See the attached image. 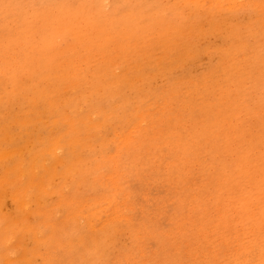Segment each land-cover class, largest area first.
I'll use <instances>...</instances> for the list:
<instances>
[{
	"label": "rangeland",
	"instance_id": "374dc122",
	"mask_svg": "<svg viewBox=\"0 0 264 264\" xmlns=\"http://www.w3.org/2000/svg\"><path fill=\"white\" fill-rule=\"evenodd\" d=\"M0 26V152L24 151L22 167L28 173L34 165L42 175L55 162L46 152L51 137H60L55 151L65 162L78 153L90 168L96 157L114 155L120 139L115 135L130 128L137 139L121 148V176L114 181L121 191L116 199L127 195V206L103 232L92 231L82 215L65 222L70 207L57 203L63 191H75L88 204L92 196L109 194L111 161L100 164L95 181L92 171L78 185V172L68 179L59 165L56 175H44L51 193L27 188L32 190L24 211L36 208L39 195L50 206V221L63 225V249L52 251L57 264H83L75 252L93 246V235L104 247V259L94 264H259L264 258V0H0ZM69 119L83 147L71 145ZM14 153L0 160V185L5 184L0 189L12 190L5 182L12 173L4 171L20 160ZM6 193L0 220L16 219L15 227V203ZM27 214L29 221L34 212ZM33 221L49 232L44 214L36 213ZM28 236L22 240L27 252L38 246ZM17 243L16 252H9L15 264H40L38 255L31 262L23 258Z\"/></svg>",
	"mask_w": 264,
	"mask_h": 264
},
{
	"label": "bare ground",
	"instance_id": "6f19581e",
	"mask_svg": "<svg viewBox=\"0 0 264 264\" xmlns=\"http://www.w3.org/2000/svg\"><path fill=\"white\" fill-rule=\"evenodd\" d=\"M28 1V0H27ZM43 1V0H42ZM214 1V0H213ZM24 2V1H23ZM38 3H39V1H37ZM45 2V1H44ZM43 2V3H44ZM38 3H36V4H38ZM250 3V2H249ZM23 4H25V2L23 3ZM53 4V3H52ZM66 4V3H65ZM231 4V3H230ZM19 5H20V3H19ZM62 5V4H61ZM257 5V4H256ZM12 6V5H11ZM17 6V5H16ZM36 6V5H35ZM37 6H41V5H37ZM223 6H225V5H223ZM229 6V5H228ZM254 6V5H253ZM42 7H44V6H42ZM115 7V6H114ZM227 7V6H226ZM45 8V7H44ZM103 8V7H102ZM19 9H20V7H19ZM4 10V9H3ZM28 10H29V8H28ZM116 10V9H115ZM25 11V10H24ZM31 11V10H30ZM45 11V10H44ZM3 12V11H2ZM18 12V11H17ZM29 12V11H28ZM24 13V12H23ZM22 13V14H23ZM26 13V12H25ZM53 13V12H52ZM17 14V13H16ZM20 14V13H19ZM28 14V13H27ZM115 14V13H114ZM128 14H129V12H128ZM11 15V14H10ZM25 15V14H24ZM4 16V15H3ZM36 16H37V14H36ZM15 17H17L18 18V15L16 16L15 15ZM38 17H39V14H38ZM42 17H45V16H42ZM49 17V16H48ZM5 18H8L7 17V15H6V17ZM21 18H24V16L22 17V15H21ZM27 18H29V16H27ZM40 18H41V16H40ZM22 21L24 20V19H21ZM25 22L27 21L26 20V18H25V20H24ZM23 21V22H24ZM22 22V23H23ZM32 23V22H31ZM31 23H30V25H31ZM42 23V22H41ZM55 23V22H54ZM60 23H62V22H60ZM19 24V23H18ZM32 24H34V23H32ZM51 26H53L52 25V21H51ZM11 25V24H10ZM15 25V24H14ZM24 25H26V24H24ZM27 25H29V24H27ZM29 25V26H30ZM122 25V24H121ZM41 26V25H40ZM43 26V25H42ZM47 26H49L48 24H47ZM50 26V27H51ZM132 26V25H131ZM149 26H151V25H149ZM1 27V26H0ZM21 27V26H20ZM25 27V26H24ZM23 27V28H24ZM27 27V26H26ZM31 27L32 28H34V26L32 25V26H30V28L29 29H31ZM44 27H46V26H44ZM94 28V27H93ZM9 29V28H8ZM7 29V30H8ZM11 29V28H10ZM9 29V30H10ZM5 30V29H4ZM6 30V31H7ZM28 30V29H27ZM38 30V29H37ZM40 30V29H39ZM45 31L46 32V29H41L40 31ZM48 30H49V28H48ZM131 30H133L132 28H131ZM136 30V29H135ZM134 30V31H135ZM16 31V30H15ZM32 31L33 30H31V33H32ZM39 31V32H40ZM10 32V31H9ZM9 32H6V33H8V35H9ZM17 32H18V30H17ZM30 32V31H29ZM28 32V33H29ZM36 32V31H35ZM38 32V31H37ZM45 32H44V34H45ZM49 32V31H48ZM50 32H51V30H50ZM58 32V31H57ZM139 32V31H138ZM20 33V32H19ZM27 33V32H26ZM87 33V32H86ZM134 33V32H133ZM16 34H18V33H16ZM42 34H43V32H42ZM43 34V35H44ZM50 34V33H49ZM139 34V33H138ZM8 35H6V36H8ZM10 35H11V33H10ZM25 35H27V34H25ZM31 35V34H30ZM30 35H28V37L30 36ZM35 35H36V33H35ZM35 35H31V36H34L35 37ZM136 35H137V33H136ZM5 36V35H4ZM12 36H13V33H12ZM30 36V37H31ZM51 36V35H50ZM139 36H140V34H139ZM14 37V36H13ZM12 37V38H13ZM16 37H17V35H16ZM15 37V38H16ZM18 37H20V35L18 36ZM24 37V36H23ZM29 37V38H30ZM46 37V36H45ZM125 37V36H124ZM0 38H1V36H0ZM5 38V37H4ZM7 38H9V37H7ZM28 38V40H30ZM32 38V37H31ZM47 38V37H46ZM143 38V37H142ZM2 39V38H1ZM21 39V38H20ZM24 39V38H23ZM3 40V39H2ZM24 40H27V39H24ZM6 41V40H5ZM10 41H12V39L10 40ZM15 41H17V39H15ZM19 41V40H18ZM9 42V41H8ZM7 42V43H8ZM29 42V41H28ZM10 43V42H9ZM20 43V42H19ZM23 43V42H22ZM143 43V42H142ZM15 44H16V42H15ZM18 44V43H17ZM16 44V45H17ZM33 43H31V45H32ZM10 45H11V43H10ZM26 45H28V44H26ZM30 45V46H31ZM125 45V44H124ZM143 45V44H142ZM146 45V44H145ZM20 46H22L21 45V43H20ZM20 46H16V47H20ZM32 46H35V45H32ZM23 47V46H22ZM48 47H49V44H48ZM4 48H6V47H4ZM8 48H10V47H8ZM12 48L13 47H11V51H14L15 52V50H12ZM28 48V47H27ZM30 48V47H29ZM142 48V47H141ZM144 48H145V46H144ZM171 48V47H170ZM3 49V48H2ZM19 49V48H18ZM17 49V50H18ZM143 49V48H142ZM20 50V49H19ZM22 50V49H21ZM144 50V49H143ZM2 51V50H1ZM4 51V50H3ZM10 51V50H9ZM6 53V52H5ZM3 55V54H2ZM6 55V54H5ZM16 55H17V53H16ZM28 57V56H27ZM119 57V56H118ZM22 58V57H21ZM26 59H24V61H25ZM6 61V60H5ZM23 61V60H22ZM29 61V60H28ZM21 64V63H20ZM71 67V66H70ZM67 68V67H66ZM107 69V68H106ZM68 70V69H67ZM70 70H71V68H70ZM107 70H110V69H107ZM106 70V71H107ZM35 71V70H34ZM38 71V70H37ZM39 72V71H38ZM37 72V73H38ZM109 72V71H108ZM42 73V72H41ZM107 73V72H106ZM50 74V73H49ZM48 74V75H49ZM73 74V73H72ZM36 75V74H35ZM45 76H47V74L45 75ZM53 76V75H52ZM47 77H50V75L49 76H47ZM62 77V76H61ZM66 77H67V75H66ZM104 77V76H103ZM102 77V78H103ZM108 77V76H107ZM44 78H46V77H44ZM105 78H106V75H105ZM112 78V77H111ZM58 79H60L59 77H58ZM44 80V79H43ZM51 80V79H50ZM54 80V79H53ZM107 80V79H106ZM118 80H120V76H119V78H118ZM46 81V80H45ZM44 81V82H45ZM47 82H49V81H47ZM53 82V81H52ZM119 82V81H118ZM46 83V82H45ZM103 83H104V80H103ZM107 83V82H106ZM4 84H6V83H4ZM47 84V83H46ZM55 85H56V83H54ZM54 84H52V85H54ZM4 86V85H3ZM8 86V85H7ZM47 86H49V85H47ZM88 86V85H87ZM5 87V86H4ZM132 87V86H131ZM8 88V87H7ZM48 87H46V89H47ZM29 89V88H28ZM94 89V88H93ZM6 90V89H5ZM31 90V89H30ZM49 90V89H48ZM64 90V89H63ZM72 90V89H71ZM5 92V91H4ZM6 93V92H5ZM37 93V92H36ZM39 93H41V92H39ZM45 93V92H44ZM56 93H58V92H56ZM55 93V94H56ZM64 92H62V94H63ZM101 93V92H100ZM103 93V92H102ZM109 93V95H111L110 94V92H108ZM7 94V93H6ZM46 94V93H45ZM54 94V93H53ZM70 94H72V93H70ZM93 94H94V92H93ZM119 94V93H118ZM123 94V93H122ZM2 95V94H1ZM91 95V94H90ZM89 95V96H90ZM52 96V95H51ZM50 96V97H51ZM93 96V95H92ZM1 97V96H0ZM71 97V96H70ZM85 97V96H84ZM111 97V96H110ZM109 97V98H110ZM114 97H115V95H114ZM114 97H112V98H114ZM90 98H91V100L93 99L91 96H90ZM111 98V99H112ZM127 98H128V95H127ZM64 99V98H63ZM88 99V98H87ZM123 99H124V97H123ZM60 100H61V98H60ZM101 100V99H100ZM126 100V99H125ZM67 101H69V100H67ZM85 101V100H84ZM83 101V102H84ZM62 102L64 103V101L62 100ZM61 102V103H62ZM77 102V101H76ZM122 102H123V100H122ZM127 102V101H126ZM58 103V102H57ZM60 102H59V104H61ZM70 103V102H69ZM78 104H80V101L79 102H77ZM128 103V102H127ZM71 104V103H70ZM116 104V103H115ZM87 105H89V103L87 104ZM52 106V105H51ZM54 106H57V105H54ZM60 106V105H59ZM58 106V107H59ZM63 106V105H62ZM78 106V105H77ZM76 106V107H77ZM83 106V105H82ZM66 107H68V102H67V104H66ZM124 107V106H123ZM49 108H51V107H49ZM70 108V107H69ZM68 108V109H69ZM89 108V107H88ZM135 108V107H134ZM54 109V108H53ZM54 110H56V108L54 109ZM9 111V110H8ZM50 111V110H49ZM75 111L77 112V110L75 109ZM66 112V111H65ZM88 112V111H87ZM108 112V111H107ZM50 113H52V111L50 112ZM49 113V114H50ZM64 113V112H63ZM86 114V113H85ZM89 114V113H88ZM46 115V114H45ZM69 115V114H68ZM71 115V114H70ZM67 116V115H66ZM88 117V116H87ZM66 118H68V117H66ZM70 118V117H69ZM89 118V117H88ZM20 120H22L23 119V121L25 120L24 118H19ZM78 119H79V117H78ZM90 120H91V118H89ZM142 119V118H141ZM20 120H19V122H20ZM27 120H28V118H27ZM27 120H25V121H27ZM70 120V121H69ZM69 120H67L68 121V124H69V127H68V130H69V135H71L70 137H68V138H70V141H73L72 142V144L71 145H73V143L75 142V143H78L79 145H81L82 147H83V143H82V141H81V138H80V136H79V133H78V131H77V128L75 127V124L73 123V121H71V119H69ZM80 120H81V118H80ZM88 120V119H87ZM137 120V119H136ZM22 121V122H23ZM24 121V122H25ZM101 121V120H100ZM140 121V120H139ZM55 122V121H54ZM70 122V123H69ZM77 122V121H76ZM81 122V121H80ZM89 122V121H88ZM87 122V123H88ZM93 122H95V121H93ZM93 122L91 121V126H92V124H93ZM97 122H99V121H97ZM138 122V121H137ZM136 122V123H137ZM47 123V122H46ZM136 123H135V125H136ZM13 124V123H12ZM22 124V123H21ZM96 124V123H95ZM106 124V123H105ZM138 124H139V122H138ZM229 124V123H228ZM35 125V124H34ZM117 125V124H116ZM3 126V125H2ZM60 126V125H59ZM87 126V125H86ZM90 125H89V127H87V128H90L91 127ZM94 126V125H93ZM119 126V125H118ZM4 127V126H3ZM53 127V126H52ZM67 127V126H66ZM82 127V126H81ZM99 127V126H98ZM140 126H138V128H139ZM224 127V126H223ZM79 128V127H78ZM136 128V127H135ZM1 129H2V127H1ZM5 129V128H4ZM57 129V128H56ZM67 129V128H66ZM65 129V130H66ZM132 129H133V127H132ZM19 130V129H18ZM133 130H130V128L127 130V133H126V131H125V134L123 135V136H121V137H119V135H115V136H117L118 138H120L119 140H118V142L116 143V151H115V153H114V155H112V156H106V158H105V155H104V158H103V156H101V159L100 160H98L99 158L98 157H96V159L95 160H97L94 164H93V166H92V168H90V167H88V166H86V164L85 163H87V162H85V163H83L82 162V158L84 157H82L80 154H75V153H73V152H71V153H73V154H75L72 158H71V160H69L68 162H65V160H63L57 153H56V151H55V149L57 150V148L59 147V146H61L60 145V137H51L52 139L50 140V144L48 145V147H47V153H49V154H51L52 156H53V160L52 161H54L55 160V162H54V164L53 165H51V166H45V165H48L47 163H44V166H45V169L43 168V170H41L44 174H40V175H38L39 173L37 172V170H36V168H35V166L34 165H32L31 167L30 166H27V167H30V170H29V172L27 173L26 171H25V169L22 167V160H23V152H18V153H21V154H16V152L19 150V149H17V150H15V149H12L13 151L15 150V153L12 151V150H10V149H8V150H3V151H1L0 152V160H2V161H5V160H7V159H9L11 156H12V154L14 153V154H16L18 157H19V159L21 160H17L18 162H15V165H14V167L12 166V168H6V170L4 171L5 173H6V175L8 174V173H12V175H11V177L9 178H7V176H6V179H5V182L6 183H8L9 185H11L10 187H12V190H10L9 191V189L7 190L6 188H2V189H0V208H1V206L3 207V205L4 204H2L3 203V195H2V193L3 194H5L6 192V190L8 191L6 194L8 195H10V198L14 201V215L15 216H17V221H18V226L16 225L15 227H12L11 226V222L9 221V220H5V218L3 219V220H0V222L1 223H3L4 221V223H3V225L2 226H0V264H15L14 262L15 261H13L12 260V258L11 257H9L10 255H9V252H12V254L13 253H15L16 252V248H14V247H16V245L18 244L17 242L18 241H21V243H22V247H21V250H20V245H21V243H20V245L19 246H17V252L19 251V253H22L23 254V258H26L28 261H32L33 260V257L35 256V255H38L39 257H41V259H40V264H57V262H56V259L57 258H54L53 257V253H52V251H55V250H61V249H63V247H62V243H61V239H62V233H60L61 231H63L62 229H63V225L61 226H57L58 224L54 221V220H51L50 221V218H51V211H50V206L47 204V207L46 206H44L43 205V201L41 200L42 198H40V196L38 195L36 198H35V200H34V202H35V204H36V208L33 210H29V212H34V216L32 215V218L31 219H29V221H27L28 220V218L26 219V217H28V216H30L31 217V213H30V215H28L27 213H29V212H27L28 211V208H27V211H24V210H26L25 209V206L28 204H26V201L27 200H29V197H30V191L33 189V188H36L37 190H41L43 193H45V194H47V193H49L50 192V190H48V187H46V185L48 184V179H44V175L45 174H47V175H56L57 174V166L59 167V165H62V166H64L65 167V169L61 172V175L63 174V175H66L65 177H67L68 179H72V176L74 175H71L72 174V171L73 170H75V171H73V173H75V172H78V174H77V183H79L78 185H80L82 182H83V179H85V176H87V174H91V175H93V173H94V175H93V177H92V180L93 181H95V180H97V177H98V175H96L95 174V172L96 173H98L99 172V170H100V164L101 163H103V161H107V163H109L108 162V160L109 161H111V163L114 165V167H113V171H112V173L110 174V175H107V179H109V181H110V183H111V190H110V192H109V194H102V195H100V196H92V198H91V203L90 204H88L87 203V199L86 198H79V197H77L76 196V192L74 191L73 193H74V195H72V194H67L66 193V191H63L64 193H61V194H63L62 196V199L61 200H58V203L57 204H60L61 203V205L62 204H66V205H69V207H70V213L66 216V219H65V222H70V221H75L76 219H77V215H82L83 216V218L84 219H88V224H90L91 225V230L92 231H95V230H97V231H100V232H103V231H105L106 230V228L109 226V227H111L112 226V222H116L115 220H119V217H121L122 215H123V210L121 211V208H122V206H123V208H125L126 206L124 205L127 201H128V199H127V195L124 197V196H121L123 199H122V201L121 202H119V200H117V199H119L118 198V194H120V186H114L115 185V179H116V181L118 180V178H119V176H121V172H119V170L121 169L118 165H119V160H120V156H121V148L122 147H130L129 145L132 143V142H134V141H136L135 139H133V136H132V134H131V132H132ZM4 132H5V130H4ZM4 132H3V135H2V137H5L6 138V134H4ZM17 132V131H16ZM88 131H86V133H87ZM6 133V132H5ZM8 133V132H7ZM37 133V132H36ZM59 133H61V132H59ZM83 133V132H82ZM85 133V134H86ZM99 133V132H98ZM2 134V133H1ZM17 134V133H16ZM40 134V133H39ZM50 134V133H49ZM53 134V133H52ZM84 134V138H85V135ZM88 134V133H87ZM110 134V133H109ZM4 135H6V136H4ZM60 135V134H59ZM68 135V136H69ZM90 135H93V134H91V132H90ZM29 136V135H28ZM39 136V135H38ZM37 136V139L40 137H38ZM48 136V135H47ZM87 136H89V135H87ZM2 137H1V139H2ZM32 137V136H31ZM91 137V136H90ZM90 137H87V138H90ZM29 138V137H28ZM87 138H86V140H87ZM47 139V138H46ZM67 139V138H66ZM5 140H7L8 141V139H4V141ZM9 140H11V139H9ZM68 141H66L65 140V142L66 143H68V142H70L69 141V139H67ZM7 141H6V143H7ZM15 141V140H14ZM23 142H25V139H24V141ZM27 142V141H26ZM89 142V141H88ZM226 142H228V141H226ZM225 142V143H226ZM91 143V142H90ZM100 143V142H99ZM99 143H98V145H99ZM92 144H94V143H92ZM91 144V145H92ZM244 144H245V142H244ZM243 144V145H244ZM5 145V144H4ZM24 145H26V143L24 144ZM23 145V146H24ZM29 145H30V143H29ZM249 145V144H248ZM247 145V146H248ZM22 146V145H21ZM27 146V145H26ZM35 146H36V144H35ZM69 146V145H68ZM90 146V145H89ZM94 146H97V145H94ZM93 146V147H94ZM241 146V145H240ZM29 147L30 146H28V147H26V148H28L29 149ZM41 147V146H40ZM92 146H90V147H88L89 149L90 148H93ZM227 147H229V146H227ZM252 147V146H251ZM6 148V147H5ZM9 148H11V147H9ZM25 148V149H26ZM45 148V147H44ZM43 148V149H44ZM246 148V147H245ZM21 149H24V147L23 148H21ZM28 149H26V150H28ZM235 149V148H234ZM233 149V150H234ZM242 149V148H241ZM247 149V148H246ZM10 150V151H9ZM71 150V149H70ZM73 150V149H72ZM78 150H80V149H78ZM36 151V150H35ZM40 151V150H39ZM39 151H37L38 152V156H39ZM43 150H42V148H41V152H42ZM76 151H77V149H76ZM223 151V150H222ZM236 151V150H235ZM238 151V150H237ZM26 152V151H25ZM33 152H34V150H33ZM234 152V151H233ZM250 152V151H249ZM35 153V152H34ZM33 153V154H34ZM44 153V152H43ZM42 153V154H43ZM236 153V152H235ZM234 153V154H235ZM245 153V152H244ZM233 154V153H232ZM247 154V152L245 153V155L244 156H247L246 155ZM31 155V154H30ZM237 155H239L238 154V152H237ZM35 156H37V154L35 155ZM44 156V155H43ZM241 155H239V157H240ZM100 157V156H99ZM236 157V156H235ZM43 158V157H42ZM41 158V159H42ZM45 158V157H44ZM43 158V159H44ZM238 158V157H237ZM236 158V159H237ZM241 158V157H240ZM240 158H238V159H240ZM31 159H32V161H33V163H34V161L35 160H33V157H31ZM34 159H35V157H34ZM245 159V158H244ZM84 160V159H83ZM85 160H87V159H85ZM91 160V159H90ZM229 160V159H228ZM88 161H89V159H88ZM105 161V162H106ZM230 161V160H229ZM239 161V160H238ZM30 162H31V160H30ZM41 162V161H40ZM89 162H92V161H89ZM104 162V163H105ZM227 162V161H226ZM183 163V162H182ZM39 164V163H38ZM88 164V163H87ZM92 164V163H91ZM29 165V164H28ZM31 165V164H30ZM40 165V164H39ZM43 165V164H42ZM4 166V165H3ZM41 166V165H40ZM90 166V165H89ZM102 166V165H101ZM226 166V165H225ZM231 166V165H230ZM233 166V165H232ZM4 168H5V166H4ZM189 168V167H188ZM233 168H235V167H233ZM233 168H231V169H233ZM213 169V168H212ZM230 169V170H231ZM227 170V169H226ZM59 171V170H58ZM92 171H93V173H92ZM224 171V170H223ZM228 171V170H227ZM233 171V170H232ZM232 171H230V172H232ZM218 172V171H217ZM229 172V174H233V172H235V171H233L232 173H230ZM5 173H4V175H5ZM223 173V172H222ZM221 173V174H222ZM227 173V172H226ZM218 174V173H217ZM46 175V176H47ZM228 175V174H227ZM123 176V175H122ZM225 176V175H224ZM233 176V175H232ZM231 176V177H232ZM53 177V176H52ZM105 177V176H104ZM23 178V179H22ZM57 178V177H56ZM217 178V180L215 181V182H217L218 183V177H216ZM220 178V177H219ZM54 179V178H53ZM52 179V180H53ZM64 179V178H63ZM66 179V178H65ZM192 179V178H191ZM229 179V178H228ZM227 179V177L225 178V181L226 180H228ZM23 180H25L24 181V183H22V181ZM80 180H82V181H80ZM190 180V179H189ZM214 180V179H213ZM49 181H51V180H49ZM219 181H220V179H219ZM223 181V180H222ZM222 181L220 182V183H222ZM2 183H3V181H1ZM81 182V183H80ZM192 182V181H191ZM227 182V181H226ZM226 182H223L224 184L226 183ZM228 182H229V180H228ZM2 183H1V185H2ZM205 182H203V184H204ZM213 183V182H212ZM211 182H210V186H211V184H212ZM222 183V184H223ZM4 184V183H3ZM65 184H66V182H65ZM223 184V185H224ZM1 185H0V187H1ZM120 185V184H119ZM204 185H206V184H204ZM209 185V184H208ZM208 185H206V186H204L206 189H208ZM231 185V184H230ZM4 186H5V184H4ZM3 186V187H4ZM74 186V185H73ZM219 186H220V184H219ZM224 186H227V185H224ZM7 187H8V185H7ZM9 187V188H10ZM78 187V186H77ZM203 187V188H204ZM27 188L29 189V188H32L29 192H27ZM51 188V187H50ZM49 188V189H50ZM223 188V187H222ZM228 188H231V187H228ZM187 189V188H186ZM226 189V188H225ZM59 190V189H58ZM61 190V189H60ZM64 190V189H63ZM203 190H205V189H203ZM213 190H215V187H214V189ZM40 191V192H41ZM49 191V192H48ZM209 191V190H208ZM221 191V190H220ZM225 191V190H224ZM229 191H230V189H229ZM60 192V191H59ZM85 192V191H84ZM231 192V191H230ZM51 193V192H50ZM66 193V195L64 196V194ZM217 193V192H216ZM219 193V192H218ZM60 194V193H59ZM200 194V193H199ZM82 196V195H81ZM61 197V196H60ZM116 197H117V199H116ZM48 198V197H47ZM205 198V197H204ZM217 198H215V200H216ZM120 200H121V198H120ZM60 202V203H59ZM106 204V207L103 205V207H102V204ZM27 206H29V205H27ZM49 206V207H48ZM104 208V209H102V208ZM2 209V208H1ZM1 211V210H0ZM24 211V212H23ZM101 211H103V213H101ZM42 213V214H44V216H45V226H50V229H49V232L48 233H44L42 230H39V228H38V224H36L34 221H33V218H35V214L37 213ZM4 213V212H3ZM2 213V215H4ZM213 213V212H212ZM102 214V215H101ZM10 215H11V213H10ZM28 215V216H27ZM200 215V214H199ZM229 215V214H228ZM234 215V214H233ZM5 216H6V214H5ZM7 216H9V215H7ZM15 216H13V217H11V219L10 220H13L14 218H16ZM4 217V216H3ZM208 217V216H207ZM207 217H206V221H207ZM7 218V217H6ZM13 218V219H12ZM200 218H202L201 217V215H200ZM216 218V217H215ZM1 219V218H0ZM219 219V218H218ZM16 220V219H15ZM14 220V221H15ZM200 220V219H199ZM14 221L12 222V223H14ZM16 221V222H17ZM205 221V220H204ZM220 221V220H219ZM16 222H15V224H16ZM202 222V221H201ZM64 223V222H63ZM113 223V224H114ZM193 223V222H192ZM210 223H211V221H210ZM40 224V223H39ZM1 225V224H0ZM194 225V224H193ZM64 226H65V224H64ZM190 227V226H189ZM193 227V226H192ZM204 231V230H203ZM11 232H13V235L11 236ZM28 236V237H32L33 239V241L38 245L37 247H35V246H32V247H35L34 249H32L31 251H29V252H27L26 250H29V249H27V247L26 246H23V242L25 243V241H24V236ZM115 235V234H114ZM196 235V234H195ZM221 235H222V233H221ZM10 236V237H9ZM112 236V235H111ZM12 237V239H13V237H14V241H12L10 238ZM93 238H94V243H93V246H88V245H84V246H82L83 248L82 249H79L78 251L76 250V252H75V255H76V258L81 262V263H83V264H94L95 262H97L98 260H100V259H104V254H103V252H104V247H101V244L99 245V243H101V242H98V239L100 238H98V235H93L92 236ZM110 237V236H109ZM108 237V238H109ZM111 238V237H110ZM195 238V237H194ZM9 239L12 241V243L14 242V246L12 247H10L9 246ZM22 240H23V242H22ZM192 240V239H191ZM207 240V239H206ZM83 241L84 240H79L78 241V244H83ZM198 241H199V239H198ZM226 241V240H225ZM106 242V241H105ZM111 242H113V241H111ZM185 242V241H184ZM217 242V241H216ZM108 243V242H107ZM106 243V244H107ZM186 243H188V241L186 242ZM34 244V243H33ZM36 244H34V245H36ZM25 245V244H24ZM42 246L43 247V251H40L39 249V246ZM112 245H114V243H110L108 246H109V248L112 246ZM226 245V244H225ZM102 246H104L103 244H102ZM228 246V245H227ZM229 246H231V245H229ZM24 247V248H23ZM31 247V248H32ZM80 246H78V248H79ZM203 247V246H202ZM213 247H215V245L213 246ZM55 248H57V249H55ZM205 248V247H204ZM216 248V247H215ZM55 249V250H54ZM217 251V250H216ZM28 254H27V253ZM25 253L27 254V255H25ZM210 253L211 252H209V256H210ZM202 254H203V252H202ZM204 255V254H203ZM206 255V254H205ZM204 255V256H205ZM37 256V257H38ZM218 256V255H217ZM262 256H264V255H262ZM21 257V256H20ZM179 258V257H178ZM36 260V259H35ZM171 260V259H170ZM211 260V259H210ZM73 262V260H70L69 261V263L71 264ZM214 263V262H213ZM187 264V263H186ZM259 264H264V258H261V259H259Z\"/></svg>",
	"mask_w": 264,
	"mask_h": 264
}]
</instances>
